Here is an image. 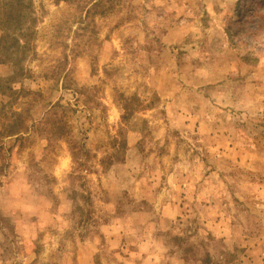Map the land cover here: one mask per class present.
<instances>
[{
	"label": "rangeland",
	"instance_id": "obj_1",
	"mask_svg": "<svg viewBox=\"0 0 264 264\" xmlns=\"http://www.w3.org/2000/svg\"><path fill=\"white\" fill-rule=\"evenodd\" d=\"M0 264H264V0H0Z\"/></svg>",
	"mask_w": 264,
	"mask_h": 264
},
{
	"label": "trees",
	"instance_id": "obj_2",
	"mask_svg": "<svg viewBox=\"0 0 264 264\" xmlns=\"http://www.w3.org/2000/svg\"><path fill=\"white\" fill-rule=\"evenodd\" d=\"M8 24H10V23H8Z\"/></svg>",
	"mask_w": 264,
	"mask_h": 264
}]
</instances>
